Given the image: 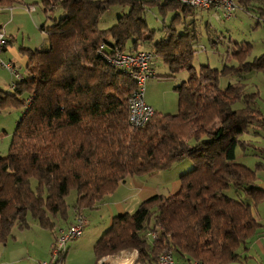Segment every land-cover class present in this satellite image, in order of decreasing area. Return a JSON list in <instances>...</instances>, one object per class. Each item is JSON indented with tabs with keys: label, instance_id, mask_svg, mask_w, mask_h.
<instances>
[{
	"label": "trees",
	"instance_id": "trees-1",
	"mask_svg": "<svg viewBox=\"0 0 264 264\" xmlns=\"http://www.w3.org/2000/svg\"><path fill=\"white\" fill-rule=\"evenodd\" d=\"M19 1L0 0V9ZM234 1L246 10L252 9L248 5L259 10V1L264 3ZM41 2L50 19L41 27L44 44L26 51V73L14 80L13 92L0 87V109L24 107L9 152L0 156V246L13 236V228L29 227L30 219L52 234L53 247L59 221L67 228L78 215L99 208L128 175H155L188 157L193 166L178 176L174 193H154L134 211L112 217L93 244L95 264L124 248L136 249L140 264H155L164 249L178 262L238 261L239 249L264 232V221L251 211L264 200V189L255 184V170L235 154L237 146L251 145L242 139L250 128L264 126L258 90L247 91L245 83L249 73L264 74V52L249 60L247 49H232L234 64L220 69L204 64L197 73L191 65L196 34L189 33L188 23L173 25L180 15L192 17L195 8L158 0ZM150 3L174 11L175 21L163 24L156 39L145 20ZM124 7L109 27L98 26L108 9ZM141 49L166 64V76L182 68L189 75L174 85L175 113L155 111L144 126L133 128L127 99L134 81L108 58ZM221 75L229 79L223 87ZM230 187L239 197L226 193ZM72 189L76 197L68 221L66 196ZM152 232L156 237L148 235ZM63 261L62 254L48 264Z\"/></svg>",
	"mask_w": 264,
	"mask_h": 264
},
{
	"label": "rangeland",
	"instance_id": "rangeland-1",
	"mask_svg": "<svg viewBox=\"0 0 264 264\" xmlns=\"http://www.w3.org/2000/svg\"><path fill=\"white\" fill-rule=\"evenodd\" d=\"M126 8L127 7L108 9L100 17L98 26L101 29L109 27L115 21L116 15L127 10ZM57 12L58 11H55V13ZM251 14L254 16H251L250 13L243 10V8L237 7L230 18L218 17L217 20L209 19L211 24L215 27V29L209 30L201 26L200 19L194 24L189 23L188 27L191 28L189 33L191 35L196 34V39L194 41L195 52L191 65L195 68L197 73L200 72V66L204 64H207L211 68L219 69L222 68L224 64H234L236 60L232 55L233 48L247 49L246 59L249 60L255 55L264 52V24L258 23L257 16L254 13ZM173 16L174 11L172 10H160L156 4L152 3L147 5L145 20L148 29L153 30V38H159L163 29V24L166 25L170 24L171 21H175ZM24 20L23 29L22 31H18V36L15 35L16 33H11L15 37L14 39L17 38L20 40L22 37L27 38V33L32 37L34 29L33 22L29 21L27 18ZM188 20L189 19L186 17L180 15L179 20L174 22L173 25L180 28L185 27ZM48 24H50V19L46 18L45 26H48ZM34 31L38 32L37 26ZM6 40L8 42H13L9 37L6 38ZM213 41L216 44H214ZM234 41H238L241 45L234 44ZM1 59H3L2 56ZM20 70L25 75L26 67L20 65ZM156 71L158 76L151 78V80L147 82L144 91V99H154V104L156 105L154 109L158 112L175 113L178 108V95L173 86L181 83L182 79L188 77V70L182 68L174 76L166 77L168 74L167 66L161 59H157ZM6 73H8L9 79ZM14 79V75L0 65V87H2L4 91L13 92L10 84ZM227 81H229V79L225 75H221L218 78V85L223 87L226 85ZM245 83L247 91L258 90L259 97L257 98L256 105L264 113V74L261 72L249 73ZM23 113L24 107H22V105H8L0 109V156H6L8 154L14 128ZM262 126L263 125L259 127ZM256 131L259 132L257 133ZM242 139L252 141V143L245 148L237 146L235 149L236 157L239 161L255 170L257 175L255 184L257 187L264 189V126L258 128V130L250 128V131L244 134ZM192 166V159L186 157L178 166L155 175H128L124 182L119 183L113 192L105 197L106 199L100 204L99 208L90 210L85 215L86 224L83 227L82 234L76 238L68 239L65 242L67 254L66 252L63 254L64 261L62 264H94L93 244L110 225L111 220L108 216L113 217L119 213L126 212L124 210L125 208H128L127 212H132L144 198L154 193H174L179 188L178 176L189 170ZM226 193L234 198L239 197L238 193L232 187L228 188ZM75 197L76 192L73 189L66 196L68 221L72 218V203ZM251 211L254 217L264 220V200L258 206H252ZM28 222L30 223L28 228H13L12 232L21 239H24L26 242L25 245L32 243L33 239H37L35 235V226H37V223L30 219ZM65 222L63 220H61V222L59 221L56 225L57 229L65 228L66 226H63L66 224ZM44 233L46 236L42 238L41 245L45 249L44 258H49L47 251L49 242L52 240V234L49 231H45ZM254 238L255 236L249 239L247 243V247H249L248 250L247 248L244 250L240 248L239 252L244 256H250L251 262L255 264L257 260H264V255L255 250L252 246L251 241L254 240ZM28 249L32 252L31 248ZM121 251L122 253H120ZM129 251L130 250L126 248L118 250L115 253L105 255L100 261H104V264L112 263V259L117 257L124 258ZM50 260H52V256H50ZM136 264L139 263L137 262ZM261 264H264V261Z\"/></svg>",
	"mask_w": 264,
	"mask_h": 264
},
{
	"label": "crops",
	"instance_id": "crops-1",
	"mask_svg": "<svg viewBox=\"0 0 264 264\" xmlns=\"http://www.w3.org/2000/svg\"><path fill=\"white\" fill-rule=\"evenodd\" d=\"M39 2L41 3V6ZM27 5H31L33 8L31 10H27ZM258 5L262 6V8H260L259 10H257V8L251 5L247 6V7H252L251 10H246L241 5L238 7L243 8V10L250 13L251 16H254L253 14H251V13H254L257 16V22L264 24V12L262 11L264 9V3L262 1H259ZM193 10H194V15L192 16L193 18L188 15L185 16L187 19H189L188 22H186L188 23L187 26L189 25V23H191L190 22L191 19H194V23L196 21L198 22V20L200 19L201 26H204L208 30L215 29V27L211 24L209 19L217 20L218 17H222L221 14L215 9L195 8ZM45 16L46 15L43 13V5H42L41 0H21L18 3L13 4L12 6H5L2 9H0V24L2 25L1 27L4 30L5 38L9 37L10 40H13V42H8L6 40V45L4 46L2 53H1V56L3 57L2 60L12 62L17 67V69L19 70L21 74H24V73L21 72L20 65H23L25 67L28 63V57L26 53L29 50L35 49L41 46L42 44H44L45 36H44V32L42 31L41 27L45 25V19H46ZM25 18L33 22L34 29L37 26L38 32L34 31L33 29L32 37H30V35L27 33V38L22 37L20 40H18L17 38L14 39L15 37L11 33H16L15 35L18 36V31L20 30L22 31L23 29L22 27H23ZM214 44L216 43L214 42ZM238 44L240 43L238 42ZM156 61L157 60H155L154 69H155V76H158L157 71H156ZM193 69L195 68L193 67ZM6 74L9 79L8 73ZM154 77H151V78H154ZM166 77H171V76H166ZM151 78H149L147 82L151 80ZM183 80L185 79H182V81ZM147 82H146V85H147ZM144 100L147 104H149L154 109V107L156 106L154 104L155 103L154 99L149 98V99H144ZM154 111L156 110L154 109ZM127 209L128 208H125L124 210L128 211ZM108 217H110V220H111L112 217L111 216H108ZM261 220L264 221L263 219ZM35 230H36L35 235L37 239L36 240L33 239L32 243H28L27 245H25L26 242L24 239H21L20 237H18L17 235L13 233V236L9 237L7 241L5 242V244L0 246V264H40L42 261L50 260L53 238L49 242V248L47 251L49 254V258H44L45 249L41 245V240L44 236H46L44 232L47 230L41 228L38 225L35 226ZM251 242H252V246L254 247V249L257 250L262 255H264V232L255 235L254 240H252ZM28 248H31L32 252H30ZM248 249L249 247H247V250ZM125 259L126 258L117 257L115 259H112L111 260L112 263H109V264H123L124 262H126ZM263 261H264L263 259L257 260L255 261V264H261ZM93 263L95 264V259ZM98 263H100V259L96 262V264ZM194 263H195L194 261L189 262L187 260H181L178 262V264H194ZM227 264H254V262H251L250 256H247V255L244 256L240 254L238 261L230 262Z\"/></svg>",
	"mask_w": 264,
	"mask_h": 264
},
{
	"label": "built area",
	"instance_id": "built-area-1",
	"mask_svg": "<svg viewBox=\"0 0 264 264\" xmlns=\"http://www.w3.org/2000/svg\"><path fill=\"white\" fill-rule=\"evenodd\" d=\"M158 1H174L179 4L192 7V8H208L213 7L219 10V13L223 18H229L233 15L237 9V3L234 0H158ZM33 7L27 5V10H31ZM6 45V38L3 28H0V65L9 70L15 77V79L21 76V73L17 67L10 61H3L1 59V53ZM103 46L100 45V48ZM155 56L152 51L141 49L134 51H117L108 58V61L116 69L122 70L128 74L134 81V90L131 92L127 99V118L129 124L135 127L144 126L154 115V109L144 100L145 85L149 78L155 76ZM14 79V80H15ZM14 80L10 86L13 87ZM86 224V217L84 215H78L73 223L67 228H59L57 230V236L54 246L51 249L52 260H56L65 252V242L68 239L76 238L82 234L83 227ZM151 238L156 237V232L148 233ZM122 253V251L120 252ZM117 256V254H116ZM137 251L131 249L126 258V262L123 264H136ZM104 264V261H102ZM49 261H42L40 264H48ZM155 264H178V261L174 258L170 249H164L158 255ZM194 264H197L196 262Z\"/></svg>",
	"mask_w": 264,
	"mask_h": 264
},
{
	"label": "water",
	"instance_id": "water-1",
	"mask_svg": "<svg viewBox=\"0 0 264 264\" xmlns=\"http://www.w3.org/2000/svg\"><path fill=\"white\" fill-rule=\"evenodd\" d=\"M99 264H103V262L102 261H100V263Z\"/></svg>",
	"mask_w": 264,
	"mask_h": 264
}]
</instances>
